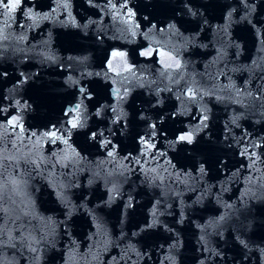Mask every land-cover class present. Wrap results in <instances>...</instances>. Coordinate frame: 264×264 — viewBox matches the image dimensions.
I'll return each mask as SVG.
<instances>
[{
	"label": "water",
	"instance_id": "95a60500",
	"mask_svg": "<svg viewBox=\"0 0 264 264\" xmlns=\"http://www.w3.org/2000/svg\"><path fill=\"white\" fill-rule=\"evenodd\" d=\"M0 73L3 264H264V0H20Z\"/></svg>",
	"mask_w": 264,
	"mask_h": 264
},
{
	"label": "snow or ice",
	"instance_id": "6c2138e0",
	"mask_svg": "<svg viewBox=\"0 0 264 264\" xmlns=\"http://www.w3.org/2000/svg\"><path fill=\"white\" fill-rule=\"evenodd\" d=\"M91 2V0H90ZM20 4V0H0V7H3L4 9H6L8 12H14L16 10V8L19 6ZM193 15H195V13H192ZM130 15H132V13H130ZM149 53H145V55H148ZM114 55H120L122 56V53H114ZM176 67L179 68V62L176 63ZM6 73H0V77H3ZM81 91L83 92L84 89H81ZM188 94L193 96V98L195 97L196 93L194 91H192L191 89L188 90ZM24 107H27V105H25ZM79 105L76 106L75 109H73V111L79 112ZM208 120V116L204 115L201 117V121H200V125L194 129L193 131L187 132L185 134H182L180 136H178V142L181 143H186V144H192L195 141V136L197 133H199L200 131H203L204 129H206L208 127V124L206 123V121ZM14 126H19V122L18 121H14ZM71 127L72 128H80L83 127V123L82 121L79 119V117L77 116L76 118H74L71 122ZM152 127H155V125H153ZM33 135H35V133H33ZM45 135H50L53 139H58L60 137H56V134L53 133H46ZM153 135H155V133H153ZM64 143L67 144L68 141L65 139ZM147 143V142H145ZM149 147H151V145H148ZM111 154V153H109ZM200 172L203 173L204 172V167L203 165L200 166ZM3 176V173H0V177ZM11 184L13 186V190H15L18 185H17V181L15 179H10L7 183L0 178V200L3 199V193L5 188L8 186V184ZM129 207H131V204H129ZM0 210H2V208H0ZM153 216H155V212H153ZM157 223V221H153L152 224H149L148 227L151 228L153 227L155 224ZM9 239L11 240L12 237L9 236ZM243 243V241H242ZM14 246V245H13ZM0 264H3V261L0 260Z\"/></svg>",
	"mask_w": 264,
	"mask_h": 264
}]
</instances>
